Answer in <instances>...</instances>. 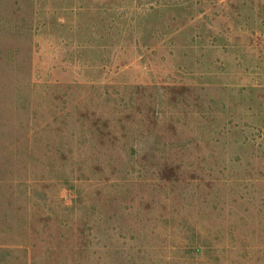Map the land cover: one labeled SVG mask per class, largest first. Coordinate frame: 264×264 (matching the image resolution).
<instances>
[{
	"label": "rangeland",
	"instance_id": "rangeland-1",
	"mask_svg": "<svg viewBox=\"0 0 264 264\" xmlns=\"http://www.w3.org/2000/svg\"><path fill=\"white\" fill-rule=\"evenodd\" d=\"M0 264H264V0H0Z\"/></svg>",
	"mask_w": 264,
	"mask_h": 264
}]
</instances>
